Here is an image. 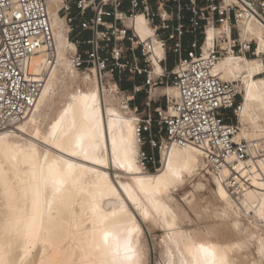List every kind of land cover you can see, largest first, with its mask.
<instances>
[{
	"label": "bare ground",
	"instance_id": "bare-ground-1",
	"mask_svg": "<svg viewBox=\"0 0 264 264\" xmlns=\"http://www.w3.org/2000/svg\"><path fill=\"white\" fill-rule=\"evenodd\" d=\"M60 5L61 0H48L47 2L56 53L54 63L48 65L47 52L43 47L24 60L26 75L36 78L46 72L45 81L37 101L31 111L24 119L16 123L14 128L0 132V137H4V140L0 142V165H2L0 176L12 194L11 199L0 195V212H3L5 217L11 215L13 220L19 218L23 221L25 211H30L31 208V189L39 178L40 169L43 168L45 175H47L49 165L62 166L61 171H66L68 164L73 165L61 197L71 207L65 208L58 198V201L53 204L51 218L47 213L46 206L43 218L45 229H51L54 233L66 236L67 239L63 244L57 240L56 245L51 248L45 259L53 261L70 260L75 253L74 258L79 260L81 258L79 249L82 247L88 256L86 264H99L102 258L101 253L94 247H89L92 241L93 225L97 232L107 230L112 233L109 244L112 248L119 244L120 255L123 256L125 254L124 245L128 240V225L125 220L124 209L136 216L133 211L135 208V205L132 204L133 200H136L143 207L151 208L148 203V194L156 185L157 179H162L170 167L183 169L187 164L193 169V174L191 177H188L186 173L182 174L188 178L200 174L195 182L197 189L206 186L203 182L205 175L201 174V170H205L210 175L213 184L211 193L214 210L219 214L220 219L226 222L221 223L223 226L220 230L216 229L219 230L221 239L214 241L209 239L211 234H215L209 226L206 229L194 230L180 228L179 219L188 218V215L182 211L178 204L173 208L168 203V207L172 208L177 216L175 227L167 231L172 236L171 242L178 254V264H194L190 250L199 245H203L209 251L216 253L215 257H207V264H219L221 257L224 258L226 264H251L253 259L259 260L260 258L253 257L250 252V241L259 242L261 246V242L264 240L262 223L257 215L260 205L264 204V189L260 187L261 184H264L263 179L257 176L252 177L250 184L238 193L237 198H234L224 182L227 171L225 169L219 173L212 171L207 167L202 151L191 145L162 147L161 168L156 172L143 170L138 160L139 144L135 135L136 115L125 103L119 105L118 97L114 96L116 88L113 84L108 83L107 87L103 86L101 96L98 79L94 71H92V76L86 74L82 75L83 78L81 77L90 84L88 89L77 86L75 90H72L70 87L68 91L65 90L66 93L64 92L62 106L56 112L54 111L52 116L42 112L49 105L45 99L46 88L50 89V95H52L54 90L65 81H78L80 78L77 70L70 66L65 57L67 51L73 49V45L67 37V25L57 12ZM132 25L142 38L149 35L150 30L141 14L135 16ZM261 26L262 24L254 18L240 22L238 25L242 39L256 42L254 59L242 55H227L214 65L213 72L222 80L231 82L238 80L242 84L241 87L237 85L239 91L242 92V101H240V110L237 112L239 130L234 139L260 140L264 146V76L255 77L261 72V69L264 71V62L262 64L264 36L261 34ZM220 33L228 34V26L222 25L206 29L204 50L211 44L212 38ZM160 56L161 50L156 48L152 56V63L153 69L155 65L160 70L155 71L154 69L157 73L162 70L157 62V57ZM54 64L58 67L54 69L53 77L48 78ZM61 65L66 67L65 72L62 71ZM172 88L175 92L172 97L174 98L176 90L173 86ZM73 96L81 98L78 101L79 109L69 110L65 113L64 110L68 108L69 103H76L71 100ZM92 96L95 97V100L91 99ZM102 102L110 111V118L106 122ZM84 105H88V111L94 117L91 128L81 119ZM119 107L129 114L125 111L121 112ZM62 115L63 119L61 120ZM58 120H60V125L56 128L53 137L49 134L53 132L52 125L56 124ZM73 120H75V127H72ZM44 123L47 124L45 130H43ZM37 128L41 131L39 139L34 135ZM79 136L84 137L82 143L87 149L88 159H85L84 153L75 147ZM38 143L44 146L40 147ZM74 151L78 154L72 155L71 153ZM45 154H47V160H45ZM97 160H100L101 163L97 164ZM111 162L120 174L126 176L127 180H122L116 175L118 184L115 183L109 172ZM247 163L249 166H253L251 161ZM119 164H123L124 167H118ZM238 165L241 166L242 163ZM129 167L133 170L129 171ZM33 173H35L37 180L33 179ZM217 180H220V184H217ZM221 187L228 193L227 200L220 197L219 189ZM21 189L27 190V199H25ZM48 199H51L50 191ZM161 203H165V201H161ZM93 207L96 209L95 212L92 211ZM9 208L12 210L11 214ZM193 209L198 218L207 217L201 211L198 203L193 206ZM136 212L141 216L140 211ZM241 212H245L252 218L250 220L251 229H247V226L246 229L244 228L245 230L240 229ZM135 223L140 228L139 232L133 233L131 236V247L136 256L133 261L124 262V264H137V261L139 264H147L142 250L143 229L138 219ZM37 227H40L39 221H37ZM13 243L14 247L11 251L7 247L4 249V264H18L19 255L22 253L17 252L15 241ZM22 246L21 243L19 247ZM198 255L201 259L205 256L202 252ZM31 259L26 260L24 264H30Z\"/></svg>",
	"mask_w": 264,
	"mask_h": 264
},
{
	"label": "built area",
	"instance_id": "built-area-1",
	"mask_svg": "<svg viewBox=\"0 0 264 264\" xmlns=\"http://www.w3.org/2000/svg\"><path fill=\"white\" fill-rule=\"evenodd\" d=\"M47 2L0 0V132L25 118L45 81L46 72L36 78L26 75L24 60L43 47L48 65L55 61ZM262 8L264 0H61L57 12L73 45L66 53L71 67L94 71L100 84L113 80L119 91L116 75H142L125 100L130 106L135 95L147 97L142 108L132 106L142 169L161 166L162 147L191 145L202 151L212 171H227L225 185L237 198L252 177L264 180V146L260 140L234 139L240 91L213 68L227 55L255 56L256 42L242 39L238 25L251 18L264 25ZM137 14L150 30L144 38L132 25ZM222 25L229 33L214 36L204 50L206 29ZM83 32L90 37L81 39ZM156 48L161 50L159 73L152 63ZM168 53L173 55L171 70L166 68ZM168 81L176 96L164 106L152 105L151 90Z\"/></svg>",
	"mask_w": 264,
	"mask_h": 264
},
{
	"label": "snow or ice",
	"instance_id": "snow-or-ice-1",
	"mask_svg": "<svg viewBox=\"0 0 264 264\" xmlns=\"http://www.w3.org/2000/svg\"><path fill=\"white\" fill-rule=\"evenodd\" d=\"M247 8V5H245ZM264 11V8L261 9ZM262 28V36H264V25ZM80 97L73 96L71 100L76 103H69L68 108L64 110L67 113L69 110L79 109ZM88 99V98H83ZM92 100H95V97H91ZM63 115L61 116V120ZM81 119L87 123L89 128L92 127L94 123L93 114L88 111V105H84L82 111ZM34 123V122H33ZM60 125V120L56 124L52 125L53 132L49 135L55 136V130ZM72 127H75V120L72 122ZM34 135L39 139L41 131L37 128L34 132ZM67 135V133H66ZM84 137L79 136L76 140L75 147L78 148L81 152L84 153V158L88 159L87 149L83 146ZM4 140V137H0V142ZM72 155H77L78 152H72ZM45 160H47V154H45ZM97 164L101 163L100 160L96 161ZM2 167V165H0ZM56 164L48 166L47 175H45L44 169H40V175L37 180L35 173H33V179L37 182L32 186L31 189V208L30 211H25V218L22 221L19 218L13 220L11 215L5 217L3 212H0V264H4V249L7 247L10 251L14 247L13 241H15L17 246V252L22 253L19 255L18 264H24L26 260H30V264H86L88 256L85 254V249L80 248L81 258L76 260L75 253H73V258L70 260H59L53 261L51 259L46 260V256L51 251V248L56 245L57 240L60 244H63L67 237L62 236L58 233H54L51 229H45L43 227V218L45 215V206L47 213L51 218L53 212V204L56 203L59 199V202L65 207L70 208L71 205L64 201L62 197L64 186L67 183V177L71 175V169L73 165L68 164L66 171H61ZM118 167L123 168V164H119ZM129 171L133 169L129 167ZM239 172V169L237 170ZM186 173L188 177H191L193 174V169L185 164L183 169H173L169 168V171L165 173L162 179L158 178L156 185L152 188L151 192L148 194V203L151 205V208L141 206L136 200L132 201V204L135 205L133 211H140L141 222L145 225V232L147 235L151 233L148 231L149 228H165L172 229L175 227L177 216L172 208L168 207V203L172 202L173 195L179 197L182 200H187V196L180 197V192L184 189V186L187 185L190 181L185 178ZM217 184H220V180H217ZM260 187L264 189V184H261ZM0 195L8 197L11 199V192L7 187V184L4 182L2 176H0ZM51 192V199H48V193ZM25 199H27L28 192L27 190L21 189ZM220 197L224 200L228 199V193L224 191L221 187L219 189ZM165 201V203H161ZM191 203V201H188ZM92 211L95 212L96 209L93 207ZM12 210L9 208V213L11 214ZM126 213L125 220L127 223V233L128 240L124 245V255H120V246L117 244L115 248H112L109 244V238L112 235L111 232L107 230H101L97 232L95 226L93 225V230L91 233L92 241L89 247H94L99 253H101V260L99 264H124V262H131L135 259V251L131 247V236L133 233L139 232L140 228L136 225L135 221L136 216H133L131 212H128L127 209H124ZM257 215L260 218L262 226H264V204L260 205V210ZM37 221L40 222V227H37ZM239 226L237 225V228ZM166 239H172L171 234L166 237ZM23 244L22 247H19L20 244ZM194 264H207V257H215L216 253L209 251L203 245L197 246L195 249L190 250ZM204 253L205 256L203 259L198 255L199 253ZM260 259H253L251 264H264V240L261 242L259 248ZM38 258V259H36ZM139 264V261H137ZM219 264H226V261L221 257Z\"/></svg>",
	"mask_w": 264,
	"mask_h": 264
},
{
	"label": "rangeland",
	"instance_id": "rangeland-1",
	"mask_svg": "<svg viewBox=\"0 0 264 264\" xmlns=\"http://www.w3.org/2000/svg\"><path fill=\"white\" fill-rule=\"evenodd\" d=\"M67 29H68V27H67ZM248 58L254 59L255 56L248 57ZM64 59H66V58H64ZM263 62H264V55H263V59H262V64H263ZM57 67L58 66L56 64H54V66L51 68V70L49 72L48 78L53 77V75L55 73L54 69H57ZM60 67H61L63 72L66 71V67L64 65H61ZM78 73H79L80 78L81 77L83 78V76L86 74H89L90 76H92V72H87V71L83 72L81 70H77V74ZM128 74H130V73H128ZM130 75L132 76V74H130ZM263 76H264L263 69H261L260 73L255 75V77H257V78L263 77ZM82 78L80 80L78 79V81L77 80L65 81L57 89L54 90L52 95H50V89L46 88L45 99L47 102H49V105L47 107H45V110H43L42 112L44 114H46V113L51 114V116H52L54 114V111L56 112L57 109L62 106L63 99H64V96L66 93L65 92L66 89L68 91L69 88L71 87L72 90H75L77 86H79V87L81 86L82 89H88L90 87V84L85 82V80H83ZM108 83L113 84L116 88L114 81L111 79H107L103 84H100V82L98 81V86H99V89L101 92V96H102V87L103 86L107 87ZM236 84L239 85L240 87L242 85L241 82L238 80H237ZM166 86H172V85L169 83L168 85H163L161 87H158L157 92H160V94H162V92L164 91ZM119 89H120V91L119 90L115 91L114 96L118 97L117 100L119 101V105H123V103H125L126 97L131 95V90H126L124 92H121L122 89L121 88H119ZM153 92H156V91L153 89L151 93H153ZM166 92H167L166 95H163V96L162 95H156L157 102H161L164 105L168 104V100L172 99L175 92H174L173 88H171V92H168V91H166ZM146 99H147L146 96L140 95L138 98H137V96H135L134 99H132V101L137 100L135 103L138 105V107H140V105H141V108H142L143 103ZM239 100L242 101V92L241 91H240V95H239ZM102 103H103L104 120L106 122L110 118V111L106 107V105H104V102H102ZM129 107L132 108L131 105ZM119 109L121 112L122 111L126 112V110H124L120 107H119ZM126 113L129 114L128 112H126ZM237 119H238V115H237ZM46 125L47 124L44 123L43 130H45L44 128H46ZM38 144L40 147L44 146L41 143H38ZM161 166H162V164H161ZM161 166L158 169H160ZM157 170H150L149 172H156ZM109 172L111 173V176L113 177V180L115 181V183H117L116 175L122 180H127V178L124 174H122V173L120 174L119 171H117L116 167L114 166V164L112 162L110 163ZM201 174L205 175V177L203 178V182L206 184L205 188H202V189L195 188L196 187L195 182L200 177V174L194 175L192 178L185 177L190 182L184 186V189L180 192V197L187 196V200H182L179 197L173 195V197H172L173 201L170 203V205L174 208V207H176V204H178V206L182 209V211L188 215V218L183 217V218L179 219L178 225L180 228H182L184 230H194V229H198V228L199 229H206V227L208 228V226H209V228L213 229V231L215 233V234H211V236H209V239L215 241V240L221 239L220 233L218 231L223 226V224H221V223H224L226 221L223 222V220L220 219L219 214L216 212V210H214V206L212 203V193H211V189L213 187V184H212V180H211L210 175L208 173H206L205 170H201ZM188 201H191V203H189ZM197 203L199 204L201 211L204 214H206L207 217L209 216L208 218L207 217L206 218L204 217L205 219L204 218L203 219L198 218V216L196 215V213L194 212V209H193V206ZM131 208H132V206H131ZM134 212L137 216L139 224H141V227H142L143 233H144V239H143L144 242H143L142 250L145 254L146 263L147 264H178L177 251H176L174 245L172 244L171 239L170 240L166 239V237L169 236V234H170V232L168 234V231H167L168 229H165V228H149L148 231L151 234L147 235L145 232V225L141 222L140 215L136 211H134ZM241 213L242 214L240 217V220H241L240 229L245 230L246 226H247V229H251L250 228L251 227L250 220L252 218L249 215H246L245 212H241ZM211 225H214V226H211ZM261 228H262V233H264V227L262 226ZM216 229H219V230H216ZM262 236H263V234H262ZM259 246H260L259 242H256L254 240L250 241V252H251L252 256L255 258H260L259 250H258Z\"/></svg>",
	"mask_w": 264,
	"mask_h": 264
},
{
	"label": "crops",
	"instance_id": "crops-1",
	"mask_svg": "<svg viewBox=\"0 0 264 264\" xmlns=\"http://www.w3.org/2000/svg\"><path fill=\"white\" fill-rule=\"evenodd\" d=\"M89 37H90V33L89 32H83L80 35V38L81 39H86V38H89ZM189 40H190L189 36H186L185 39H184V43L183 44H184V48H186V49L188 47ZM83 48H84V46H83ZM172 60H173V55L171 53H168L167 54V62H166V68H167V70H171L173 68V62H172ZM160 67H161V65H160ZM154 69H155V71H160V70L157 69V67L155 65H154ZM116 79H117L116 81H117L119 87L122 90H125L126 91V90H131V88H132L133 85L140 84L141 81H142V75H135V76L132 75L131 76L130 74H128V72H126V73L121 74V75H116ZM168 84H169V81L167 82V85ZM158 87H161V86H156L155 88H153L156 92L150 93V98L153 101L152 102V105H154V106L155 105L164 106V104H162L161 102H157L156 95H162V96L163 95H166V93H167L166 91L171 92L172 86H166L165 89H164V91L162 92V94H160V92H157L158 91L157 90ZM152 90H151V92H152ZM140 95L146 96V94L144 92H141V93H139V94H137L135 96H137V98H138ZM136 101L137 100L130 101L129 104L131 106H136L137 108H141V105H140V107H138V105L135 103ZM130 109L132 110V108H130Z\"/></svg>",
	"mask_w": 264,
	"mask_h": 264
}]
</instances>
